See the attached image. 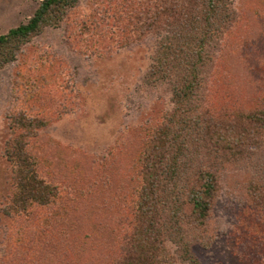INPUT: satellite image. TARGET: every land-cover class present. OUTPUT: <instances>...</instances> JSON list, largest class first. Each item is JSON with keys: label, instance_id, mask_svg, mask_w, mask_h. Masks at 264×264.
I'll list each match as a JSON object with an SVG mask.
<instances>
[{"label": "rangeland", "instance_id": "1", "mask_svg": "<svg viewBox=\"0 0 264 264\" xmlns=\"http://www.w3.org/2000/svg\"><path fill=\"white\" fill-rule=\"evenodd\" d=\"M41 1L0 0V35L27 22ZM118 1L79 0L59 27L45 28L14 61L0 63V264H108L111 259L125 264L127 247L137 244L132 206L141 176H136L135 157L145 125L172 104L162 90L141 85L135 89L151 63L155 37L123 47L112 44L114 36H140L120 32L122 24L114 18ZM250 1L256 3L235 4L241 9L251 7ZM134 9L142 10V3L137 0ZM20 110L27 119L45 122L38 129L17 132L33 134V142L47 149L44 174L48 172L52 184L66 186L63 194L70 190L62 197L63 207H13L16 188L8 140L10 118ZM116 160L132 179L123 192L118 175H113L120 172ZM229 167L207 231L192 229L190 259L177 260L180 244L162 227L158 232L166 240L156 264H194V255L202 264H264V217L256 206L263 198L264 209V194L253 197L245 167ZM74 169L83 177L81 190H71L74 180L66 183L62 173L53 175L55 170ZM94 181L98 190L88 196ZM257 224L262 226L260 234Z\"/></svg>", "mask_w": 264, "mask_h": 264}, {"label": "trees", "instance_id": "2", "mask_svg": "<svg viewBox=\"0 0 264 264\" xmlns=\"http://www.w3.org/2000/svg\"><path fill=\"white\" fill-rule=\"evenodd\" d=\"M136 1L119 0L120 9L113 16L122 24L121 33L140 36L123 35L119 40L114 36L111 43L123 47L155 37L151 63L135 89L141 85L166 92L172 108L161 110L145 125L135 153L136 176H141L132 206L137 244L127 247L125 264H156L166 240L158 232L162 227L177 238L171 239L180 244L176 253L181 263L190 259L192 229H207L229 166L245 167L253 197L264 194V0L250 1L251 7L241 9L235 0H138L142 10L137 13ZM78 2L42 0L27 22L0 35V63L14 61L45 28L59 27ZM24 116L20 110L10 118L13 207L24 211L34 205L63 207L62 197L70 190L63 194L66 186L52 184L48 172L44 174V159L50 158L47 149L42 151L33 142V134L17 132L38 129L45 122ZM121 162L115 161L120 172L113 175H118L123 192L132 179ZM61 173L66 183L74 180L71 190L83 188L77 170H55L53 175ZM89 186L88 196L98 190L96 181ZM262 200L256 206L264 217ZM52 205L48 208L56 209ZM255 227L260 234L262 226ZM191 262L202 264L195 255ZM108 264L122 263L111 259Z\"/></svg>", "mask_w": 264, "mask_h": 264}]
</instances>
